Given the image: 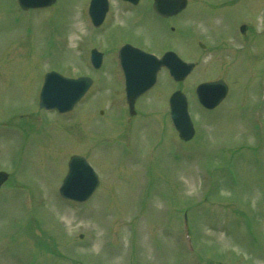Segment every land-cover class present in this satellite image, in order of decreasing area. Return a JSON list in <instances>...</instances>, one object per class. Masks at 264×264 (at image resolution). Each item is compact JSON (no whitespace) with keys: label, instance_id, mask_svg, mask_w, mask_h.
<instances>
[{"label":"rangeland","instance_id":"1","mask_svg":"<svg viewBox=\"0 0 264 264\" xmlns=\"http://www.w3.org/2000/svg\"><path fill=\"white\" fill-rule=\"evenodd\" d=\"M87 2L57 0L52 10L20 11L14 0H0V123L15 120L20 130L13 138L0 129V169L9 172L0 189V264H264V128L255 129L251 115L263 104L264 117V37L254 34H264V0H188L175 32L145 3L139 20L134 13L122 16L126 11L115 0L111 14L116 11V19L129 26L113 19L91 31L83 13ZM240 19L249 23L245 39L236 34ZM126 38L155 52L174 47L195 67L179 82L159 71L156 86L136 100V112L121 130L116 97L122 104L123 92L110 48ZM93 45L109 49L99 71L82 57ZM50 69L93 78L72 114L59 117L36 107L42 74ZM216 78L228 83L229 92L207 111L194 87ZM176 88L187 96L195 129L178 159L169 153L166 100ZM73 153L85 155L99 177L83 203L64 200L57 191ZM243 153L255 154L250 161ZM229 158L240 185L221 178L219 191L206 198L210 171L224 177L214 163ZM24 192L31 198L29 211ZM235 204L248 215L233 216ZM185 211L193 241L197 229L201 256L182 246Z\"/></svg>","mask_w":264,"mask_h":264},{"label":"water","instance_id":"2","mask_svg":"<svg viewBox=\"0 0 264 264\" xmlns=\"http://www.w3.org/2000/svg\"><path fill=\"white\" fill-rule=\"evenodd\" d=\"M48 2L49 1H46V3ZM92 2L95 4L96 0H92L91 3ZM34 4H45V2L41 1ZM158 5L164 7V11L172 12L181 8L184 5V0H159ZM163 62H166V60ZM173 63L175 67L172 69V72L175 73L177 79L183 78L184 74L192 68L191 63H183L178 59H175ZM47 76L49 78V86L45 94V103L53 98L58 102L65 99L60 109H66L75 102L90 83V79L87 77L66 79L55 72H49L46 74V78ZM143 88L144 87L132 89L129 86L127 89V100L130 105H132L133 100ZM225 90L226 86L220 80L203 83L197 87V93L200 100L208 107H212L216 104L224 95ZM170 107L171 118L180 131L181 136L189 138L192 135L193 130L186 110L184 95L179 91H176L170 98ZM6 177L7 174L0 171V184L6 179ZM96 185V175L92 168L87 164L85 158L79 155L71 156L68 162V172L59 188L60 194L63 197L69 196L78 200H84L90 195Z\"/></svg>","mask_w":264,"mask_h":264}]
</instances>
